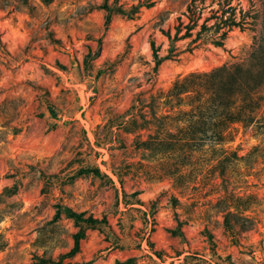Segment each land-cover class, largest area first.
<instances>
[{"label": "rangeland", "instance_id": "rangeland-1", "mask_svg": "<svg viewBox=\"0 0 264 264\" xmlns=\"http://www.w3.org/2000/svg\"><path fill=\"white\" fill-rule=\"evenodd\" d=\"M126 262L264 264V0H0V264Z\"/></svg>", "mask_w": 264, "mask_h": 264}, {"label": "trees", "instance_id": "trees-1", "mask_svg": "<svg viewBox=\"0 0 264 264\" xmlns=\"http://www.w3.org/2000/svg\"><path fill=\"white\" fill-rule=\"evenodd\" d=\"M194 22H191V24L190 25H187V27H186V32H189V30L191 29V28H193L192 26L194 25L193 24ZM201 27H206V25L204 24V23H202L201 24ZM144 121H146V120H144ZM96 170V174H99V172H98V170L97 169H95ZM64 211V213L68 216V217H74V218H78L79 216L77 215V214H75V213H73L70 209H68V208H64L63 209ZM58 213V210H57V212H56V214ZM124 264H128L127 262L126 263H124Z\"/></svg>", "mask_w": 264, "mask_h": 264}]
</instances>
